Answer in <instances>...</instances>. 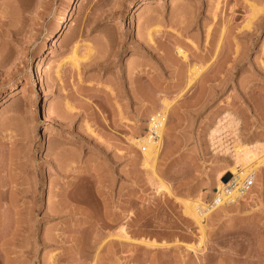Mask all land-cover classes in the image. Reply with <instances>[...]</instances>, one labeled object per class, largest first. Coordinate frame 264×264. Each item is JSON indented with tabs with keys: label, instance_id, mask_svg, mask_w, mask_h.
<instances>
[{
	"label": "rangeland",
	"instance_id": "rangeland-1",
	"mask_svg": "<svg viewBox=\"0 0 264 264\" xmlns=\"http://www.w3.org/2000/svg\"><path fill=\"white\" fill-rule=\"evenodd\" d=\"M70 1L0 0V264H264V166L210 208L204 240L183 205L211 203L236 139L211 138L226 112L264 142V0H80L38 56ZM165 97L158 194L130 138Z\"/></svg>",
	"mask_w": 264,
	"mask_h": 264
},
{
	"label": "bare ground",
	"instance_id": "bare-ground-1",
	"mask_svg": "<svg viewBox=\"0 0 264 264\" xmlns=\"http://www.w3.org/2000/svg\"><path fill=\"white\" fill-rule=\"evenodd\" d=\"M147 2H149V0H138L136 3L135 12L142 11L144 8V5ZM79 3H80V0H71L69 2L65 10V14L60 18V20L58 21L54 29L48 35L49 36L48 45L43 46L38 50V53H37L38 56L41 55L47 49H49L51 47L50 44H52V42L58 36L63 34L65 27L67 26L70 19L73 17L72 16L73 10L76 7H78ZM258 8L253 5L254 14H256L260 10V9L258 10ZM125 12L126 11H123V14H121V16L122 15L124 16ZM149 31H148L149 38L151 41H153V38H154L153 31H150V32ZM178 51L181 56L185 58L187 57L186 51H184V49H182L181 47H178ZM75 65L76 66L79 65V61L77 59L75 60ZM201 65H195L194 68L191 69L190 79L188 83L190 86L193 84V82H195V80L199 77L201 72L204 70V66H201ZM13 95H15V91L11 92V96ZM160 101H159L160 102L159 108L156 109L157 111L154 110L155 112H152L154 114L149 116L150 120L146 122V125H145L146 128L144 129V131L139 133L136 136L135 135L133 137L131 136L130 138L131 142L135 145L134 147L140 149L139 151L141 152V159H142L143 166L147 167L148 169L152 171L153 173L152 176L155 181L152 180V178L151 180L152 182L154 181L156 183L157 185L156 191L158 194H161L162 192L170 193V187L164 182L163 179H161L157 175L156 165H157V162L160 158V154L163 149V141H164L165 135L168 132L167 131L168 130V127H167L168 117H169L172 107L174 106V101L170 100L167 97L163 98ZM240 124H241V118L239 116H237L233 112H226L223 119L220 118L219 124L211 132V138L213 142L215 143V145H216V142H219V144H222L221 146L222 148H223L222 141L224 140H223L221 133L222 131L224 132L225 129H228V127L231 129L233 128L234 134L236 135L235 137L236 139L234 141V144L231 143L232 146L227 145L230 142L225 143L227 145L226 146L227 148L225 149V151L223 148V151L225 153L228 152L230 157L227 160L225 159L226 161L222 165L223 167L221 168L220 166L221 169L219 168L220 170L217 173V177H216L217 179H216L215 187H214L215 189L211 190L212 191L211 193L213 196H212L210 205H205L200 199L186 200L183 202L185 216L191 217L199 225L201 232L203 233L202 239L205 237L204 231L206 228L203 222L206 216L212 211L210 208L211 207L213 209L220 208V207L227 205L228 203H232L235 201L237 202L238 199L244 197V194L250 189L251 185L254 183V180L257 179L258 169L264 166V142L263 141L261 142L258 139L254 140L253 142L252 141L245 142L246 139L243 140L239 136V133H238V128ZM217 145H216V148H217ZM225 176L229 177V180L225 181L223 179ZM249 183L251 184L249 185ZM126 228L127 227H125V225H122L120 229L118 230L119 232H117V234L115 233L113 237H117L118 239H122V240H130L131 237L128 234V231ZM144 234L146 236L150 234L151 236V233H149L148 235L147 233H144ZM138 241H140L141 244H144L150 247L151 246H154V247L163 246L164 247V246H167V244H169V242L159 243L156 241V238L154 240L152 239L149 240L146 237H143L142 239H139ZM202 241L201 243L204 242Z\"/></svg>",
	"mask_w": 264,
	"mask_h": 264
},
{
	"label": "water",
	"instance_id": "water-1",
	"mask_svg": "<svg viewBox=\"0 0 264 264\" xmlns=\"http://www.w3.org/2000/svg\"><path fill=\"white\" fill-rule=\"evenodd\" d=\"M224 180H225V181H227V180H228V178H226V177H225V178H224Z\"/></svg>",
	"mask_w": 264,
	"mask_h": 264
},
{
	"label": "built area",
	"instance_id": "built-area-1",
	"mask_svg": "<svg viewBox=\"0 0 264 264\" xmlns=\"http://www.w3.org/2000/svg\"><path fill=\"white\" fill-rule=\"evenodd\" d=\"M251 183H249V185H250Z\"/></svg>",
	"mask_w": 264,
	"mask_h": 264
}]
</instances>
